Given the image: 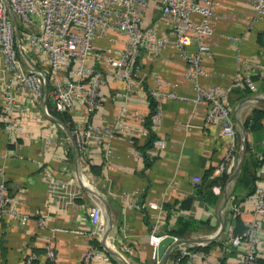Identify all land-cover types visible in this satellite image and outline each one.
I'll use <instances>...</instances> for the list:
<instances>
[{
  "label": "crops",
  "instance_id": "0c3cea01",
  "mask_svg": "<svg viewBox=\"0 0 264 264\" xmlns=\"http://www.w3.org/2000/svg\"><path fill=\"white\" fill-rule=\"evenodd\" d=\"M214 13L216 33L223 36H218L212 45L211 55L203 61L207 75L201 77V81L226 86L235 73L238 72L239 77L251 73L256 86V90L251 91L237 79L228 93L227 103L236 128L235 147L227 164L228 175L239 153L236 118L240 117L243 121L252 108L264 109V50L260 53L263 63L259 60L255 62L253 37L249 30L244 31L251 15L245 2L215 0ZM156 16L157 10L149 8L144 22L148 23ZM257 24L262 25L260 22ZM229 34H242L240 54L248 60L243 67L235 60L233 41L224 36ZM138 62L142 72L154 70L161 77L176 82L178 94L191 95L192 91L182 74L184 64L176 57L171 45L154 53L140 51ZM150 80L146 77L144 83L150 84ZM121 90L122 82L108 77L100 88L97 105L89 118L96 123H109L122 102L139 111L147 110L148 98L141 90L134 89L127 98L120 94ZM48 91L45 90L38 102L23 101L34 116L24 136L15 139L0 124V169L3 171L5 191L29 215L23 223L0 217V264H21L27 251L33 252L39 262L47 264L50 260L44 256L43 245L50 240L55 251L52 264H80L82 253L92 241L95 251L91 264H125L111 254L105 245L118 253L127 264H139L141 261L151 263L150 235L168 233L167 228L175 226L180 214L206 220V223H199L195 229L187 231L184 237L204 238L212 235L220 223V217L223 227L232 229L234 217L228 210V199L222 202L225 184L222 188L213 185L212 190L217 188V192H213L218 194L213 204L195 195L196 184L206 169L211 168L215 176L224 173L216 172L214 168L229 143L228 138L215 134L214 125L204 121L205 102L191 105L181 98L159 100L160 121L150 125V129L155 137L164 138V147L150 146L140 152L136 145L142 144L144 138L130 132H119L111 138L113 155L107 159L103 156L102 145L97 141L88 143L84 154L76 149L77 156L74 155L70 141L59 134L57 127L60 126L50 118V115L55 116L52 114L55 109L48 104ZM36 103L40 104V108ZM43 104L49 111L47 118L41 115ZM68 117L73 125L80 127L84 114L78 109ZM127 120L132 123L135 119L129 116ZM261 121L260 128L244 129L249 150L258 160L264 151V117ZM47 134L51 135L52 143L44 140ZM69 148L71 156L67 154ZM135 150L138 155L133 153ZM3 152L8 155L1 156ZM258 163L257 174L260 169ZM195 176L199 177L198 181L194 179ZM234 193L242 209L238 218L244 226L251 217L253 195L239 199L243 191L237 189ZM185 197L190 200L187 208L178 205ZM96 199L100 200L102 208L106 205L110 224H107V215L103 211V221L93 228L87 209ZM131 201H134V206H129ZM142 201L157 202L160 208H140L138 204ZM165 202L172 203L167 210L162 207ZM39 215L44 218L43 224L37 223L36 217ZM258 229L264 234V218L258 219ZM219 236L212 238L215 243L206 249H194L204 252V257L197 264H240V248L221 252ZM175 251L176 247L169 251L164 264H173ZM254 261L255 264H264V242L256 243Z\"/></svg>",
  "mask_w": 264,
  "mask_h": 264
},
{
  "label": "built area",
  "instance_id": "2783aa9c",
  "mask_svg": "<svg viewBox=\"0 0 264 264\" xmlns=\"http://www.w3.org/2000/svg\"><path fill=\"white\" fill-rule=\"evenodd\" d=\"M240 1L251 10L244 31L255 22L264 24V0ZM214 5L215 0H0L1 128L15 139L24 136L34 116L23 101L38 102L49 89L55 110L71 114L81 109L84 114L82 125L72 124L69 129L78 152L84 154L86 145L97 141L102 145L103 156L108 159L113 155L110 141L116 133L130 132L145 138L148 129L143 123L144 118L148 115L150 125L160 121L159 100L181 98L191 105L203 101L206 103L204 121L215 126L217 136L229 139L228 149L214 168L219 173L227 172L236 136L227 103L229 90L237 79L251 91H255L256 86L251 73L241 77L235 73L226 86L201 81V77L207 75L203 61L211 55L218 36H223L215 30ZM149 8L156 9L157 16L145 23ZM224 36L233 41L235 60L243 67L248 60L240 54L242 34ZM168 45L184 64L182 74L191 95L178 94L176 82L161 77L154 70L142 72L140 68V51L154 53ZM108 77L122 82L120 94L125 98L134 89L141 90L154 101L153 108L143 112L122 102L111 122L91 120L89 117L97 105L100 88ZM146 77L151 79L150 84L144 83ZM42 110L49 115L45 104ZM129 116L135 119L132 123L127 120ZM44 140L53 142L50 135L44 136ZM164 145L162 137L152 140V147L161 149ZM133 153L138 155L137 150ZM7 155L6 152L1 154ZM259 159L251 217L241 232L234 233L231 227H222L224 229L217 235H220L221 252L240 248V264H251L255 259L256 243L264 242V234L258 229V219L264 218V151ZM2 174L0 169V217L23 223L29 215L5 191ZM194 179L198 181L199 177ZM213 190L217 192V188ZM227 199L231 216H240L242 209L231 192ZM134 205V201L129 202V206ZM138 206L160 208V204L154 201H142ZM103 213L102 203L96 199L87 209L93 228L103 221ZM36 218L38 224H43L42 215ZM160 235H150L153 254ZM196 244L200 242L173 246L176 247L173 264H197L204 252L191 248ZM43 249L45 258L52 262L55 251L51 240L43 245ZM94 251L95 246L89 243L81 255L80 264H91ZM35 259V254L27 251L21 264H44Z\"/></svg>",
  "mask_w": 264,
  "mask_h": 264
},
{
  "label": "trees",
  "instance_id": "16d2710c",
  "mask_svg": "<svg viewBox=\"0 0 264 264\" xmlns=\"http://www.w3.org/2000/svg\"><path fill=\"white\" fill-rule=\"evenodd\" d=\"M154 101L148 97V108L151 110L153 108ZM52 114L57 116L68 129H71L72 123L68 117V114L65 112H59L57 110H52ZM264 117V109H258V108H252L250 114L245 117L242 121L243 127L247 129L254 130V128L262 127V119ZM248 119L250 120V123H248ZM144 125L148 129V134L144 138V141L142 144L136 145V147L139 149L140 152H143V150L147 147L152 146V140L155 138L154 132L152 129H150V122L148 115L144 118ZM67 154L71 156V150L68 149ZM147 162V161H146ZM260 165V159H256L253 157L252 153L249 150L248 144L246 142L245 144V154L238 172V175L236 176L234 186L232 188L231 193L234 195V200L237 201V196L235 197L234 193L237 189L240 191H243L242 196L239 197V199H242V197L247 195H253L255 190V181L257 178V172H256V164ZM227 179V173H221L217 176L212 175L211 168L206 169L202 175L200 176V181L196 184L195 188V195L200 198L201 200L213 204L218 198V194L214 193L212 190L213 185H218L220 188L223 187L225 184V181ZM190 200L189 197H185L179 202V206L183 208H187L189 206ZM238 203V202H237ZM172 206V203H163L162 207L166 210ZM206 223V220H196L192 217H184V215L180 214L175 221V226L171 228H167V231L169 234L175 235V236H185L186 232L195 229V226L199 223ZM232 231L234 233L241 232L244 229V226L241 224L240 219L238 216H235L233 218L232 222ZM224 228H222L223 230ZM217 242V241H216ZM91 243H94L92 241ZM215 243V240H210L205 242L204 244H196L193 245L192 249H206L210 244ZM37 261V258L35 259ZM256 261H253L251 264H255ZM47 264H52L51 261H48Z\"/></svg>",
  "mask_w": 264,
  "mask_h": 264
},
{
  "label": "water",
  "instance_id": "95a60500",
  "mask_svg": "<svg viewBox=\"0 0 264 264\" xmlns=\"http://www.w3.org/2000/svg\"><path fill=\"white\" fill-rule=\"evenodd\" d=\"M48 104L50 107H52L54 109V107H55L54 100L49 98ZM50 118L53 121H55L60 126V128L63 130V132L65 133V135L67 136L68 140L70 141V143L72 145L74 155L77 156V150H76V147L74 145L73 136H72L70 130L66 127V125L59 118L52 116V115H50ZM236 124H237L238 132H239V138H240V147H239L240 149H239V153H238V157L236 159V162H235L233 168L231 169V171L229 172V174L227 175V179H226L225 185H224V193H223L222 202H224L227 199L228 194L232 191L236 176L238 175V172H239V169H240V166H241L244 154H245L246 137H245V130H244L242 120L240 117L236 118ZM103 211H105V213L107 215V224L109 225L110 219H109V214H108V210H107L106 205L103 207ZM222 227H223V219H222V217H220V223H219L218 227L215 229L214 233L208 237L192 238V237L177 236L176 238H174L173 235L169 234V233L161 234L160 237L158 238V240L156 241L155 247H154L157 264H164L165 259L167 258L168 254H169V251L176 244L202 242V241L211 240L212 238L216 237L221 232ZM107 229H108V226L106 227V231H107ZM104 247H106V249L111 254L116 255L120 261L127 264V262H125L118 255V253L114 252L113 250H111L106 245Z\"/></svg>",
  "mask_w": 264,
  "mask_h": 264
},
{
  "label": "rangeland",
  "instance_id": "374dc122",
  "mask_svg": "<svg viewBox=\"0 0 264 264\" xmlns=\"http://www.w3.org/2000/svg\"><path fill=\"white\" fill-rule=\"evenodd\" d=\"M248 30L251 32V35L253 37V40H254V45H255V48H256V53L254 54V61L258 62L259 61H262L263 63V60L260 58V53H263V50H264V24L262 25H258L257 22H255L251 27L248 28ZM261 51V52H260ZM264 65V64H263ZM253 77V76H252ZM263 82V85H262V89L264 88V80L262 81ZM261 88V87H260ZM38 108H40V104L39 103H36ZM42 109V108H41ZM43 117H46L47 118V115L43 112L42 110V114H41ZM58 131H59V134L62 135L64 137V139H67V137L65 136V134L63 133V131L61 130L60 127H57ZM245 129V128H244ZM246 130V129H245ZM50 134H47V136L49 137ZM51 136V135H50ZM51 141V140H50ZM47 142V143H50ZM239 146L237 147V150L239 151ZM236 150V151H237ZM152 245V244H151ZM153 252V245H152V250H151V263H148L145 261H141V263L139 264H156V257H155V254L152 253ZM106 253V252H105ZM113 259V258H112ZM129 262L132 261V260H128ZM134 264V262H133Z\"/></svg>",
  "mask_w": 264,
  "mask_h": 264
},
{
  "label": "bare ground",
  "instance_id": "6f19581e",
  "mask_svg": "<svg viewBox=\"0 0 264 264\" xmlns=\"http://www.w3.org/2000/svg\"><path fill=\"white\" fill-rule=\"evenodd\" d=\"M264 95V94H263ZM257 97V96H256ZM259 98V97H258ZM264 99V98H263ZM104 225H105V223H104ZM155 239H153V241H154ZM158 240V239H157Z\"/></svg>",
  "mask_w": 264,
  "mask_h": 264
}]
</instances>
